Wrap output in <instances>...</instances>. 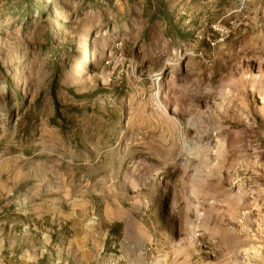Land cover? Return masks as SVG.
<instances>
[{
    "label": "rangeland",
    "instance_id": "374dc122",
    "mask_svg": "<svg viewBox=\"0 0 264 264\" xmlns=\"http://www.w3.org/2000/svg\"><path fill=\"white\" fill-rule=\"evenodd\" d=\"M159 1L0 0V222L76 221L94 264H264V0Z\"/></svg>",
    "mask_w": 264,
    "mask_h": 264
},
{
    "label": "crops",
    "instance_id": "0c3cea01",
    "mask_svg": "<svg viewBox=\"0 0 264 264\" xmlns=\"http://www.w3.org/2000/svg\"><path fill=\"white\" fill-rule=\"evenodd\" d=\"M35 214L34 219L41 220L42 214ZM71 218L77 220L76 215ZM25 221L29 222H0V264H94L95 256L91 257L83 244L81 247L78 245L82 236L77 233L80 225L76 221L70 222L68 228L64 222V228L72 231L68 246L56 242L51 244L52 239L48 240L51 236L49 230L44 231L43 225L33 222L31 217ZM101 251L104 252L103 249ZM110 264H120V260Z\"/></svg>",
    "mask_w": 264,
    "mask_h": 264
},
{
    "label": "trees",
    "instance_id": "16d2710c",
    "mask_svg": "<svg viewBox=\"0 0 264 264\" xmlns=\"http://www.w3.org/2000/svg\"><path fill=\"white\" fill-rule=\"evenodd\" d=\"M149 1H154V0H149ZM167 3L163 0L159 1L156 5H153L155 12L153 14V17L155 19H163V20H168V17L170 15L168 7H167ZM56 117L61 118L62 115L60 113V107H59V103H56ZM121 226L118 224V228H120Z\"/></svg>",
    "mask_w": 264,
    "mask_h": 264
}]
</instances>
